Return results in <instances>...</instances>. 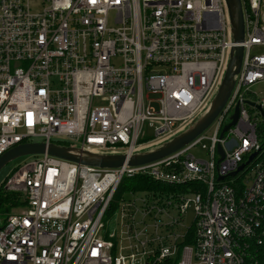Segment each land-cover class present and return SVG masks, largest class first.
Wrapping results in <instances>:
<instances>
[{
  "label": "built area",
  "instance_id": "2783aa9c",
  "mask_svg": "<svg viewBox=\"0 0 264 264\" xmlns=\"http://www.w3.org/2000/svg\"><path fill=\"white\" fill-rule=\"evenodd\" d=\"M239 1L235 44L225 0H0V156L143 152L200 118L243 53L216 119L158 162L24 161L5 179L24 204L0 226V264H264V0ZM136 178L159 188L119 191Z\"/></svg>",
  "mask_w": 264,
  "mask_h": 264
},
{
  "label": "water",
  "instance_id": "95a60500",
  "mask_svg": "<svg viewBox=\"0 0 264 264\" xmlns=\"http://www.w3.org/2000/svg\"><path fill=\"white\" fill-rule=\"evenodd\" d=\"M226 9H228L230 24L232 27V39L235 44L243 42L244 38V23H242V8H240L239 0H225ZM241 47H233L230 51L229 62L226 67V72L220 83V86L213 98L211 105L205 110V112L194 121L187 128L172 136L169 140H166L157 145L155 148L143 150L136 154H92L87 151H80L76 148L60 146L55 143L45 144L43 142L38 143H23L21 145L10 148L8 152L0 156V169L4 167L9 161L23 157H37L38 155L47 154L51 157H56L61 160L70 161L81 166H90L100 169H113L120 168L124 165L129 166H143L146 164L158 162V160L172 155L174 152L186 147L188 143L202 135L207 130L209 125L216 119L219 111L227 101L230 90L233 86V78L239 72V65L242 59ZM253 105V104H250ZM258 111L264 117V112L257 106ZM238 113L235 110L233 120L227 125L224 131L228 130L237 119ZM264 142V141H263ZM217 151L221 154V148H217ZM255 154L251 155L248 161L241 165L237 171H240L247 166L248 163L254 158ZM236 171V172H237ZM233 172L231 176L236 175ZM221 179V178H220Z\"/></svg>",
  "mask_w": 264,
  "mask_h": 264
},
{
  "label": "trees",
  "instance_id": "16d2710c",
  "mask_svg": "<svg viewBox=\"0 0 264 264\" xmlns=\"http://www.w3.org/2000/svg\"><path fill=\"white\" fill-rule=\"evenodd\" d=\"M262 129H264V125L262 126ZM55 144L60 146H67V144L62 141H56ZM5 182L0 186V226H3L5 220L12 214L11 211L13 208L22 207L24 204L21 195L5 190ZM157 188H159L158 185L146 180V178L140 181L136 178L124 180L120 185L119 191L121 192L129 189H147L155 191Z\"/></svg>",
  "mask_w": 264,
  "mask_h": 264
},
{
  "label": "rangeland",
  "instance_id": "374dc122",
  "mask_svg": "<svg viewBox=\"0 0 264 264\" xmlns=\"http://www.w3.org/2000/svg\"><path fill=\"white\" fill-rule=\"evenodd\" d=\"M40 3H41V0H31V8H32V10L33 11L34 10H36V11L39 10ZM34 142H38V141H34ZM206 144H208V143H206ZM155 147H157V146L153 145L152 147H148V149L155 148ZM194 153L196 154V156H200V157H204L205 156V151H199V150L196 149V150H194ZM28 158L29 157L17 158L15 160L9 161L8 164H6L4 167H2L0 169V186L6 181L5 179L7 177H9V175L14 170H16L18 167H20L21 164L24 161H26ZM20 208L21 207L13 208L12 211H11V213H17V212L21 211ZM191 218H192V208H189V210L184 215V219H185L186 225L190 224Z\"/></svg>",
  "mask_w": 264,
  "mask_h": 264
}]
</instances>
